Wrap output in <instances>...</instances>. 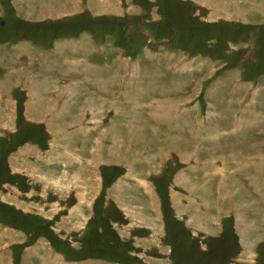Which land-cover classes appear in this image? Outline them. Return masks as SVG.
<instances>
[{"label":"rangeland","instance_id":"1","mask_svg":"<svg viewBox=\"0 0 264 264\" xmlns=\"http://www.w3.org/2000/svg\"><path fill=\"white\" fill-rule=\"evenodd\" d=\"M117 1L0 0V261L264 264V0Z\"/></svg>","mask_w":264,"mask_h":264},{"label":"crops","instance_id":"2","mask_svg":"<svg viewBox=\"0 0 264 264\" xmlns=\"http://www.w3.org/2000/svg\"><path fill=\"white\" fill-rule=\"evenodd\" d=\"M89 1V0H88ZM115 5H117V6H120V4L118 3V1L116 2V0H111ZM199 1V0H198ZM201 1H204V0H200V2ZM204 4L206 3V2H203ZM97 4L99 5V11H102V7H103V5L100 7V3H99V1L97 2ZM60 7H57V9H55V12H57V13H59V14H62L63 12H61L60 13V10H58ZM63 8H65V6L64 7H62V11H63ZM104 11H107L106 9H104ZM103 11V12H104ZM49 12H51V10L49 11ZM102 13V12H101ZM215 16L216 15H218V13L217 14H214ZM136 102V101H135ZM134 102V103H135ZM133 103V102H132ZM130 119V118H129ZM133 121H126L125 120V124L127 123V124H129L128 126H131V125H133L132 123L134 122V118L132 119ZM112 135V143H114V142H116L119 138L117 137V136H115V134L113 133V134H111ZM118 138V139H117ZM97 140V138L95 139V141ZM97 144L99 145V143H98V141H97ZM112 150L114 149V148H112V147H110ZM43 150V149H42ZM42 152H44V154H45V152H46V150H44V151H42ZM91 152H92V156L90 157V160H92V163H93V170H94V172H96L97 170H98V168H97V165H96V162L94 161V159H93V156H97V155H99V153H98V151L96 152L97 154H95V155H93V148H92V150H91ZM80 153V152H79ZM155 155H156V153L153 155L154 157H152L151 158V160L152 159H154L155 158ZM82 156V155H81ZM150 156V155H149ZM148 156V157H149ZM83 158V157H82ZM89 159V158H88ZM96 159H98L97 157H96ZM150 160V161H151ZM147 161V160H146ZM182 170V169H181ZM183 173H184V171H183ZM96 174H97V172H96ZM129 174V173H128ZM132 174H134V173H132ZM98 175V174H97ZM130 175V174H129ZM131 176V175H130ZM95 179H91V180H88V183L89 182H93ZM96 183V182H95ZM88 204H89V202H88ZM3 228H4V222L2 223V230H3ZM18 229L19 228H15V230H16V232L18 231ZM21 230L23 231V229H20L19 230V233L21 234V236H22V232H21ZM0 231H1V228H0ZM3 231H1L0 232V236L2 235L3 236V233H2ZM5 235V234H4ZM6 236V235H5ZM4 236V237H5ZM7 239H8V237H6ZM16 240V238L14 239V240H12L13 242ZM21 240H22V238H21ZM17 241V240H16ZM18 242V241H17ZM45 243V242H44ZM44 249H42V251L40 252V253H38V251L37 250H35V253H34V255L33 256H35L36 257V259H41L40 257L42 256V259H41V261L42 260H47L48 259V264H62V262H63V259H61V256H56L57 254L54 252V251H52V249L49 247L50 245H46V243L44 244ZM0 248H1V246H0ZM30 249H27L26 248V250H25V252H24V254L25 253H28V251H29ZM31 254H32V252H30ZM55 256V257H54ZM52 258H55V259H52ZM0 260H1V258H0ZM3 260V259H2ZM54 260V261H53ZM25 261V260H24ZM53 261V262H52ZM43 262V261H42ZM65 262V261H64ZM0 264H2V262L0 261Z\"/></svg>","mask_w":264,"mask_h":264}]
</instances>
